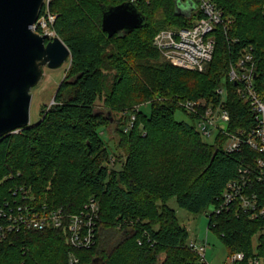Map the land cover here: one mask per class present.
Returning a JSON list of instances; mask_svg holds the SVG:
<instances>
[{
  "label": "trees",
  "instance_id": "1",
  "mask_svg": "<svg viewBox=\"0 0 264 264\" xmlns=\"http://www.w3.org/2000/svg\"><path fill=\"white\" fill-rule=\"evenodd\" d=\"M127 1L52 0L55 30L72 54L70 76L44 119L0 139V211L6 214L0 215V228L10 224L11 209H62L71 216L94 199L100 205L96 244L73 248L68 220L60 228L7 229L0 264H69L71 256L78 264H205L168 202L176 198L193 214L216 208L240 167L258 170V154L250 147L228 153L225 137L210 144L194 123L177 121L175 114L186 112L183 101L217 102L216 91L224 86L230 131L254 126L250 105L228 76L241 50L252 45L257 90L264 99V0H218L232 23L216 28L215 54L203 72L164 60L154 46L161 30L191 27L195 11L179 12L178 0H136L146 25L109 37L102 30L104 11ZM154 98L150 113L140 110L136 121L129 125L125 118L118 127L117 149L124 146L126 156L111 168L103 130L112 116L98 103L123 112ZM252 187L264 204V178ZM209 230L222 239L229 256L245 254L241 264L255 257L264 264V218L252 219L236 204L218 216L211 212Z\"/></svg>",
  "mask_w": 264,
  "mask_h": 264
},
{
  "label": "built area",
  "instance_id": "2",
  "mask_svg": "<svg viewBox=\"0 0 264 264\" xmlns=\"http://www.w3.org/2000/svg\"><path fill=\"white\" fill-rule=\"evenodd\" d=\"M132 3L136 0H130ZM186 5L192 4L194 11V24L191 27L179 29H164L154 38V46L162 58L183 69L203 72L213 60L216 49L215 30L217 27H227L232 21L225 17L218 0H178ZM52 0H45L42 13L32 27L40 35H48L50 40L58 37L55 30L57 15L50 10ZM257 58L252 45L244 47L238 59L231 65L229 81L237 86L236 93L240 99L246 101L254 113V126L249 129L230 131L231 114L227 108L228 91L221 86L216 93L219 100H189L182 102V107L194 118V125L202 138H214L215 142L220 136L225 137V150L228 153H241L248 146L254 150L257 172L251 166L239 168L238 178L230 181L219 201V206L213 208L216 216L232 210L238 204L252 219L264 218V204L257 192L252 190L254 181L264 178V99L259 95L256 85ZM133 122L135 117L132 118ZM226 124L228 128H226ZM100 213L99 203L91 199L84 208L71 216H67L62 209L40 213L30 212L19 207L11 209L8 213L10 224L0 228V243L5 239V230L13 231L20 228L29 230H44L47 227L60 228L69 221V242L75 249H91L97 241V225ZM210 214V213H209ZM0 215L6 216L1 210ZM190 247L199 254L201 261L207 264V245H200L190 241ZM246 257L243 252L230 256V264H241ZM79 259L71 256L69 264H78ZM249 264H263L261 258L255 257Z\"/></svg>",
  "mask_w": 264,
  "mask_h": 264
},
{
  "label": "water",
  "instance_id": "3",
  "mask_svg": "<svg viewBox=\"0 0 264 264\" xmlns=\"http://www.w3.org/2000/svg\"><path fill=\"white\" fill-rule=\"evenodd\" d=\"M44 6L45 0H0V139L30 126L31 90L43 78L44 68L57 69L72 59L62 39L51 41L33 31ZM146 23L137 6L127 1L106 8L102 30L113 37Z\"/></svg>",
  "mask_w": 264,
  "mask_h": 264
},
{
  "label": "rangeland",
  "instance_id": "4",
  "mask_svg": "<svg viewBox=\"0 0 264 264\" xmlns=\"http://www.w3.org/2000/svg\"><path fill=\"white\" fill-rule=\"evenodd\" d=\"M188 2L189 1L186 3ZM71 61L72 59L67 60L57 69H51L49 67L44 68L43 78L40 83L31 90L33 98L30 109V126L38 124L54 106L56 95L61 83L70 76V69L72 66ZM155 100L156 98L148 101H140L135 104L132 109L125 110L123 112H114L110 109L103 108L102 102L98 103V109L103 110L106 114H110L112 116V124L103 130V138L108 143L111 150V159L109 163L111 168L121 165L120 161L126 156L124 146L117 149V143L120 142L121 139L120 135L117 133L118 127L121 123L124 124L125 118L129 121V125L131 124V118L135 117L134 121H136L140 110L150 113V103ZM180 105H182V102H180ZM175 118L177 121H185L193 124V120L190 115L183 110H178L175 114ZM203 139L210 144L215 143L214 138ZM168 206L176 211L179 222L187 227L189 231V240L200 245H207V264H230L229 252L222 239L215 232L209 230V213L213 211L212 207L199 214H193L181 208L176 198H172L168 202ZM256 243L257 239H255V244Z\"/></svg>",
  "mask_w": 264,
  "mask_h": 264
},
{
  "label": "crops",
  "instance_id": "5",
  "mask_svg": "<svg viewBox=\"0 0 264 264\" xmlns=\"http://www.w3.org/2000/svg\"><path fill=\"white\" fill-rule=\"evenodd\" d=\"M186 5L184 3L178 1V9H179V12L188 15L190 13V11L192 10L193 7H192V4L191 3H186Z\"/></svg>",
  "mask_w": 264,
  "mask_h": 264
}]
</instances>
